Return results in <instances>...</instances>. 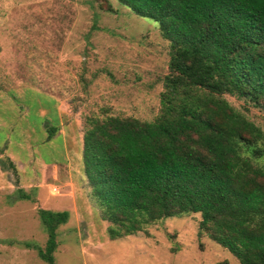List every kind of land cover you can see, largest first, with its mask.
Instances as JSON below:
<instances>
[{"label":"rangeland","instance_id":"obj_1","mask_svg":"<svg viewBox=\"0 0 264 264\" xmlns=\"http://www.w3.org/2000/svg\"><path fill=\"white\" fill-rule=\"evenodd\" d=\"M105 1L110 11L101 0H0V264H44L23 245H44L39 209L68 215L55 264H238L198 235L197 214L107 238L82 172L84 118L150 120L168 55L154 23ZM224 99L264 131V110ZM40 110L59 123L39 124Z\"/></svg>","mask_w":264,"mask_h":264},{"label":"trees","instance_id":"obj_2","mask_svg":"<svg viewBox=\"0 0 264 264\" xmlns=\"http://www.w3.org/2000/svg\"><path fill=\"white\" fill-rule=\"evenodd\" d=\"M114 1L154 23L168 61L150 120L105 109L84 118L82 172L107 238L197 214L198 235L238 264H264V131L224 99L264 110V0ZM56 130L48 126L47 139ZM37 217L44 245H23L55 264L68 215Z\"/></svg>","mask_w":264,"mask_h":264},{"label":"crops","instance_id":"obj_3","mask_svg":"<svg viewBox=\"0 0 264 264\" xmlns=\"http://www.w3.org/2000/svg\"><path fill=\"white\" fill-rule=\"evenodd\" d=\"M8 103V102H7ZM39 114V117L40 118H42V117H45V113L43 112V110H40V112L38 113ZM26 115L28 116V118L31 116V114H30V112H29V109H27V113H26ZM54 119H55V121H57L58 123H59V120H58V118H57V115H56V112H55V116H54ZM42 122H39V124H41ZM47 129H43V131H46ZM47 133V132H46ZM45 137H46V140H48L47 139V134L45 135ZM0 139H2V137H1V133H0Z\"/></svg>","mask_w":264,"mask_h":264}]
</instances>
